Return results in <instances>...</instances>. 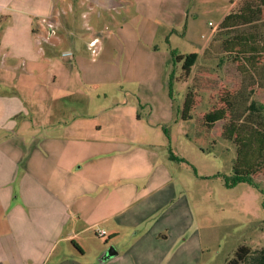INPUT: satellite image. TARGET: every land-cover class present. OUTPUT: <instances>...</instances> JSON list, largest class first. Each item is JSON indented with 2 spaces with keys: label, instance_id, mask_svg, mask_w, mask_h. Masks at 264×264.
<instances>
[{
  "label": "crops",
  "instance_id": "obj_1",
  "mask_svg": "<svg viewBox=\"0 0 264 264\" xmlns=\"http://www.w3.org/2000/svg\"><path fill=\"white\" fill-rule=\"evenodd\" d=\"M240 3L0 0V264H200L201 228L191 230L187 197L173 191L165 166L169 133L140 114L136 100L122 97L105 107L93 101L89 92L98 86L83 79L86 59L76 50L97 47L101 56L117 57L119 40L137 39L144 24L143 53L157 54L159 37L168 62L171 49L183 53L169 39L186 36L191 6V22L210 4L219 25ZM61 4H76L75 12L101 10L108 20L104 28L88 24L83 30L90 33L77 34L78 18L60 19ZM145 8L150 16L140 13ZM49 14L57 30L51 40L42 23ZM215 31L192 51L197 57ZM126 61H101L97 70L148 68Z\"/></svg>",
  "mask_w": 264,
  "mask_h": 264
},
{
  "label": "rangeland",
  "instance_id": "obj_2",
  "mask_svg": "<svg viewBox=\"0 0 264 264\" xmlns=\"http://www.w3.org/2000/svg\"><path fill=\"white\" fill-rule=\"evenodd\" d=\"M193 4H197V0H193ZM69 6L60 5L59 18H67L74 13L78 18L77 34H88L89 31L83 30L88 24L96 29L104 28V21L108 20L107 13L101 10L83 7L75 12L76 4ZM207 6L208 10L204 9L202 16L194 22L190 18L194 10L191 6L188 29L184 23L178 26L180 33L186 30L185 37L183 34L170 35L169 46L186 54L197 51L210 28L216 27L212 41L200 52L188 76L184 75L181 62L173 66L170 57L165 62L169 52L164 39L156 38L157 54L147 56L143 53L141 46L146 44L142 39L147 36L144 24L139 26V32H135L139 34L138 41L133 36L119 40L121 49L117 57L114 54L101 56L102 51H97V47H91L93 51L90 47L77 48L76 51L77 55H82L81 60L86 59L82 64L85 70L83 79L98 86L89 92L93 101L99 100L105 107L122 97L136 100L139 113L169 133V149L177 158L167 157L165 166L173 178V191L187 197L193 212L191 230L201 228L203 253L200 264H264V165L252 174L258 188L245 182L228 187L223 181V175L234 174L235 161L244 158L250 149L248 145L244 147L243 155L239 157L238 143L223 135L225 126L230 122L246 125L249 120L256 119V115L248 111L251 100L264 105V53L256 54L255 59L248 62V54L241 50L243 45L234 44L230 39L236 34L253 32L256 44L260 46L264 41V8L259 21L253 25L226 31L218 30L217 15L210 9V4ZM143 11L140 12L143 16L150 13L147 8ZM45 18L42 20L47 28L45 38L51 36L48 39L51 40L57 33L56 27L52 26L54 18L52 14ZM51 27L54 31H50ZM150 28L147 26L148 30ZM120 33L127 34L124 31ZM126 57L139 60L148 68H129L127 72L120 73L97 70L101 61L107 66H115L117 63L121 65L122 59L127 63ZM171 72L174 79L170 92ZM118 82L120 85H115ZM189 90L193 94V106L189 118L183 119L181 109ZM96 93L100 94L98 98ZM228 101L231 109L226 111L225 118L209 127L204 119L205 113L227 108ZM245 164L246 160L240 168Z\"/></svg>",
  "mask_w": 264,
  "mask_h": 264
},
{
  "label": "trees",
  "instance_id": "obj_3",
  "mask_svg": "<svg viewBox=\"0 0 264 264\" xmlns=\"http://www.w3.org/2000/svg\"><path fill=\"white\" fill-rule=\"evenodd\" d=\"M263 8L264 0H241L239 6L233 11H230L223 18L218 25V30L230 31L242 26L253 25L255 22L259 21ZM255 38V34L249 32L245 35L242 33L236 34L231 37L230 40H232L234 44L243 45V49H240L244 54H248L246 59L248 62H251L255 59L256 54L264 53V41L261 42L260 46H257ZM170 53L173 66H175V63L181 62V69L184 75L188 76L191 67L197 60V53L190 52L187 54H179L175 49H171ZM251 64H253V62ZM173 79L174 76L171 72L169 75L170 92ZM193 101V94L189 90L184 98L181 109V117L183 119L189 118ZM230 103L231 102L228 101L229 106L227 105L225 109L216 108L205 113L204 119L209 127L216 121L225 118L226 111L231 109ZM247 107L249 113L256 115V119L249 120V123L246 125H236V122H230L223 130V135H225L227 139L234 140L238 143L237 150L239 152V157L243 155L242 152L244 151V147L247 145L250 147L244 158H238L237 161H235L234 174L232 176L223 175L224 184L228 187L234 186L239 182H245L258 188V184L254 181L252 174L258 172V170L262 168V165H264V105L256 104L255 101L251 100ZM169 156L170 158H177L171 152V149H169ZM245 160L247 161V165L245 164L243 168H240Z\"/></svg>",
  "mask_w": 264,
  "mask_h": 264
},
{
  "label": "built area",
  "instance_id": "obj_4",
  "mask_svg": "<svg viewBox=\"0 0 264 264\" xmlns=\"http://www.w3.org/2000/svg\"><path fill=\"white\" fill-rule=\"evenodd\" d=\"M50 31H54L52 27H51ZM93 43H94V42H93ZM93 43H92V44H93ZM97 234H98L99 236H101V237L104 236V232H103V231H98Z\"/></svg>",
  "mask_w": 264,
  "mask_h": 264
},
{
  "label": "water",
  "instance_id": "obj_5",
  "mask_svg": "<svg viewBox=\"0 0 264 264\" xmlns=\"http://www.w3.org/2000/svg\"><path fill=\"white\" fill-rule=\"evenodd\" d=\"M111 254H112L111 250H108L106 256H110Z\"/></svg>",
  "mask_w": 264,
  "mask_h": 264
}]
</instances>
